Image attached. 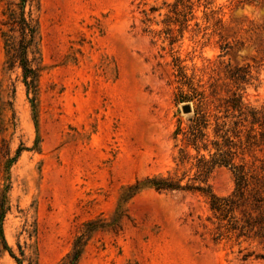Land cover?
Listing matches in <instances>:
<instances>
[{
  "label": "rangeland",
  "instance_id": "rangeland-1",
  "mask_svg": "<svg viewBox=\"0 0 264 264\" xmlns=\"http://www.w3.org/2000/svg\"><path fill=\"white\" fill-rule=\"evenodd\" d=\"M9 1L0 0V264H60L86 230L76 264H264L257 241H213L206 196L146 184L193 173L176 166L173 131L194 105L178 101L177 63L206 92L217 82L220 96L264 106V0H39L34 91L6 62ZM225 66L244 79L235 84ZM208 183L219 196L234 187L225 167Z\"/></svg>",
  "mask_w": 264,
  "mask_h": 264
},
{
  "label": "trees",
  "instance_id": "trees-1",
  "mask_svg": "<svg viewBox=\"0 0 264 264\" xmlns=\"http://www.w3.org/2000/svg\"><path fill=\"white\" fill-rule=\"evenodd\" d=\"M38 10L39 0L9 1L3 12L6 19L1 23L6 27L2 34L6 62L11 68L21 69L22 81L28 91L35 90L39 76ZM162 32L169 44L176 42L177 35L172 29L166 28ZM176 66L178 82L186 86V92H179L178 101L194 104L187 124L182 126L178 121L173 131L179 146L176 166L189 164L187 172L193 173L184 183L185 174L178 178L169 174L153 176L146 184L157 191L198 192L206 196L213 241H257L264 245V159L257 156L264 148V106L248 107L235 93L220 96L217 82H212L206 92L184 73L183 66L179 63ZM237 70L242 69L225 66L227 77L235 84L245 76V71L241 74ZM247 156L251 159H246ZM217 167L228 168L234 179L233 189L223 196L214 194L208 183L210 174ZM89 235L90 230L78 235L60 264H76Z\"/></svg>",
  "mask_w": 264,
  "mask_h": 264
},
{
  "label": "water",
  "instance_id": "water-1",
  "mask_svg": "<svg viewBox=\"0 0 264 264\" xmlns=\"http://www.w3.org/2000/svg\"><path fill=\"white\" fill-rule=\"evenodd\" d=\"M182 110H183V112L188 113V112H190L191 107L188 104H186V105L182 106Z\"/></svg>",
  "mask_w": 264,
  "mask_h": 264
}]
</instances>
